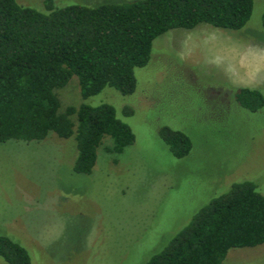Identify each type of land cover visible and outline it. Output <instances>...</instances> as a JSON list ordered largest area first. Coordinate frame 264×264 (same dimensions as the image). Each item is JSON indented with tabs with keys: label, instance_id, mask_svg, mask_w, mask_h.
Segmentation results:
<instances>
[{
	"label": "rangeland",
	"instance_id": "374dc122",
	"mask_svg": "<svg viewBox=\"0 0 264 264\" xmlns=\"http://www.w3.org/2000/svg\"><path fill=\"white\" fill-rule=\"evenodd\" d=\"M263 13L264 0H253L240 29L200 23L160 34L148 63L134 68V93L108 86L83 98L76 76L56 89L60 110L111 104L135 140L113 153L105 136L89 174L73 170L71 137L0 143V234L24 246L32 264H145L231 182L251 180L264 194V105L250 111L234 99L239 87L264 96ZM164 126L189 136L188 154L170 151ZM221 264H264V243L231 248Z\"/></svg>",
	"mask_w": 264,
	"mask_h": 264
},
{
	"label": "trees",
	"instance_id": "16d2710c",
	"mask_svg": "<svg viewBox=\"0 0 264 264\" xmlns=\"http://www.w3.org/2000/svg\"><path fill=\"white\" fill-rule=\"evenodd\" d=\"M253 0H132L95 5L72 2L44 9L0 0V143L42 140L50 133L73 138L75 172L89 174L105 136L108 152L120 153L135 135L109 103L68 105L60 110L56 89L76 76L83 98L105 87L134 93V68L145 66L152 42L173 29L200 23L240 29ZM264 26V13H263ZM236 102L250 111L264 105L257 88L239 87ZM160 135L178 157L192 148L189 136L164 126ZM264 243V194L248 179L201 206L189 222L145 264H221L231 248ZM7 264H32L28 250L0 234Z\"/></svg>",
	"mask_w": 264,
	"mask_h": 264
}]
</instances>
